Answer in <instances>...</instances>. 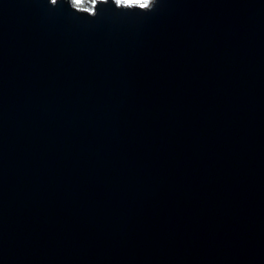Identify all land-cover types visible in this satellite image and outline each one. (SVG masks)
<instances>
[{
    "label": "water",
    "instance_id": "1",
    "mask_svg": "<svg viewBox=\"0 0 264 264\" xmlns=\"http://www.w3.org/2000/svg\"><path fill=\"white\" fill-rule=\"evenodd\" d=\"M0 264H264V0H0Z\"/></svg>",
    "mask_w": 264,
    "mask_h": 264
},
{
    "label": "rangeland",
    "instance_id": "2",
    "mask_svg": "<svg viewBox=\"0 0 264 264\" xmlns=\"http://www.w3.org/2000/svg\"><path fill=\"white\" fill-rule=\"evenodd\" d=\"M87 1V0H86ZM119 3L121 4H140V5H143V6H147V5H151L152 2L154 0H142V3H139V0H136L138 2H129V0H117ZM74 3V2H73ZM75 4V3H74ZM96 4V0H93L92 1V4L89 5V6H86V7H83V6H78L77 4H75L76 6L80 7V8H84V9H87V10H93L94 9V6Z\"/></svg>",
    "mask_w": 264,
    "mask_h": 264
},
{
    "label": "trees",
    "instance_id": "3",
    "mask_svg": "<svg viewBox=\"0 0 264 264\" xmlns=\"http://www.w3.org/2000/svg\"><path fill=\"white\" fill-rule=\"evenodd\" d=\"M92 1L93 0H72V2H74L75 4H77L78 6H83V7H86V6H89L92 4ZM129 2H138L136 0H129ZM139 3H142V0H139Z\"/></svg>",
    "mask_w": 264,
    "mask_h": 264
}]
</instances>
